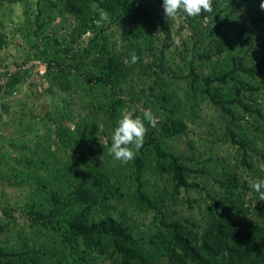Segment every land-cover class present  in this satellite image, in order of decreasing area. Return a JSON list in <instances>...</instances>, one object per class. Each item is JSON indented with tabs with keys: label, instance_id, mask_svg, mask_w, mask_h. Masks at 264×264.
<instances>
[{
	"label": "rangeland",
	"instance_id": "rangeland-1",
	"mask_svg": "<svg viewBox=\"0 0 264 264\" xmlns=\"http://www.w3.org/2000/svg\"><path fill=\"white\" fill-rule=\"evenodd\" d=\"M262 2L0 0V264H264Z\"/></svg>",
	"mask_w": 264,
	"mask_h": 264
},
{
	"label": "clouds",
	"instance_id": "clouds-1",
	"mask_svg": "<svg viewBox=\"0 0 264 264\" xmlns=\"http://www.w3.org/2000/svg\"><path fill=\"white\" fill-rule=\"evenodd\" d=\"M264 10V2L260 4ZM165 17L169 20L176 18L181 12L189 17L200 16L202 11L211 13L213 11V0H163ZM139 57L135 52L130 54L129 62L137 63ZM156 127L158 118L151 110H144L142 116H133L125 111L117 121V126L110 138L109 153L116 161L127 164L134 160L136 154L143 147L145 136L148 132L146 123ZM250 187L259 194V201H264V180H256Z\"/></svg>",
	"mask_w": 264,
	"mask_h": 264
}]
</instances>
